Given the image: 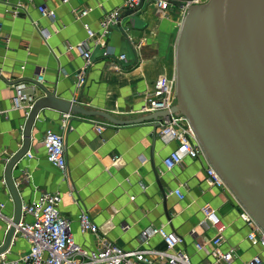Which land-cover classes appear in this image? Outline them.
<instances>
[{
    "label": "crops",
    "instance_id": "0c3cea01",
    "mask_svg": "<svg viewBox=\"0 0 264 264\" xmlns=\"http://www.w3.org/2000/svg\"><path fill=\"white\" fill-rule=\"evenodd\" d=\"M57 12V19L44 18L39 8ZM123 0H2L0 3V204L8 219L15 203L5 181L8 160L23 146L27 110L13 109L14 84L25 82L38 99L46 91L81 106L107 112L118 119H139L155 83L176 74V45L186 16L170 6L160 10L145 0L138 13L121 19L122 30L112 27L102 35L108 14L123 10ZM86 12V15L83 13ZM88 29L95 33L90 38ZM48 32L46 38L43 32ZM125 31L126 34L123 32ZM86 43L92 64L75 49ZM126 55L127 60L119 57ZM86 82L78 87L77 74ZM43 81L38 80V75ZM104 127L103 130H99ZM48 130L64 136L67 171L47 159L44 138ZM165 142L154 121L126 126L105 119L67 116L53 109L42 110L32 130L28 154L14 167L13 178L23 206L44 193L62 196L60 211L71 222L77 243L99 249L104 239L133 250L147 247L141 233L148 227L177 232L194 264L213 261L217 230L205 223L204 208L210 206L225 226L220 248L232 252L231 264H246L256 255L264 258L260 244L247 239L249 229L241 218L242 208L229 189L211 184L205 158H185L173 170L164 159L178 148ZM158 176V179H157ZM185 194L180 199L175 193ZM88 211L99 226L98 234L83 233L79 216ZM31 221L32 217L25 216ZM10 222L0 218V247ZM204 245V250L196 244ZM149 247L165 249L159 236ZM30 242L17 234L5 260H21Z\"/></svg>",
    "mask_w": 264,
    "mask_h": 264
},
{
    "label": "water",
    "instance_id": "95a60500",
    "mask_svg": "<svg viewBox=\"0 0 264 264\" xmlns=\"http://www.w3.org/2000/svg\"><path fill=\"white\" fill-rule=\"evenodd\" d=\"M171 3L187 8L176 45L177 105L172 112L189 120L209 163L264 230V0ZM141 5L121 19L138 13ZM118 27L122 30L121 22ZM44 109L99 117L117 126L157 121L170 114L161 111L139 119H118L46 91L28 114L22 148L6 166L5 181L15 215L0 257L10 249L22 219L23 202L13 170L28 154L33 127ZM154 123L158 128V122Z\"/></svg>",
    "mask_w": 264,
    "mask_h": 264
},
{
    "label": "built area",
    "instance_id": "2783aa9c",
    "mask_svg": "<svg viewBox=\"0 0 264 264\" xmlns=\"http://www.w3.org/2000/svg\"><path fill=\"white\" fill-rule=\"evenodd\" d=\"M68 3L71 0H62ZM145 0H123V10L138 8ZM158 9L166 11L172 6L171 0H153ZM2 0H0V3ZM189 5H193L188 1ZM187 14V8L183 9ZM41 15L50 20L57 19V12L46 6L39 8ZM87 13L84 12L83 15ZM121 10H115L108 14L102 22V35L106 36L112 27L118 26L121 22ZM1 27V24H0ZM47 38L49 33L43 32ZM90 38L95 33L88 29ZM75 49L86 60V66L92 64V52L86 43H81ZM127 60L126 55L119 57ZM38 80L43 81V76L38 75ZM78 87L85 84V74H77ZM15 97L13 109L27 110L28 114L38 100L31 88L23 81L14 84ZM177 105V77L164 78L155 83L151 93L147 96L144 106L138 111L145 115H151L161 111H169L166 117H159L157 121L160 128L161 138L169 143L177 141L178 148L171 152L165 159L164 165L168 170H173L180 165L185 158H205L208 162L207 176L212 185L229 189L221 175L209 163L205 152L198 140V137L189 122L181 113H173L172 109ZM70 116V115H67ZM101 127L99 130H103ZM44 146L48 161L62 172L67 171V156L64 136L56 131L48 130L44 138ZM175 193L180 199L185 194L180 189ZM62 196L57 193H44L42 196L27 205L23 206L22 219L17 225V234H21L30 242V250L21 260L0 259V264H194L191 255L180 248L183 238L175 231L167 230L164 227H148L141 233V247L133 250L123 249L109 240L104 239L99 249L90 250L76 242L71 233V222L64 218L60 211ZM241 205V204H240ZM4 204H0V218L8 220L2 214ZM241 218L247 225L249 232L247 239L260 244L264 251V230L252 217V215L241 205ZM205 223L217 230V236L213 243L216 246L212 252L213 261L206 264H231L233 261L232 252L223 251L220 246L223 241L225 226L216 210L210 206L204 208ZM25 216L32 217L31 221L24 220ZM80 229L83 233L98 234L99 226L94 222L88 211L81 212L79 216ZM10 227V225H9ZM159 236L165 243V249L149 247L152 238ZM198 250H204V245L197 243ZM246 264H264V258L256 255Z\"/></svg>",
    "mask_w": 264,
    "mask_h": 264
},
{
    "label": "rangeland",
    "instance_id": "374dc122",
    "mask_svg": "<svg viewBox=\"0 0 264 264\" xmlns=\"http://www.w3.org/2000/svg\"><path fill=\"white\" fill-rule=\"evenodd\" d=\"M190 2H192V4H202L207 2L208 0H189Z\"/></svg>",
    "mask_w": 264,
    "mask_h": 264
},
{
    "label": "trees",
    "instance_id": "16d2710c",
    "mask_svg": "<svg viewBox=\"0 0 264 264\" xmlns=\"http://www.w3.org/2000/svg\"><path fill=\"white\" fill-rule=\"evenodd\" d=\"M177 1H186V2H188L189 0H177Z\"/></svg>",
    "mask_w": 264,
    "mask_h": 264
}]
</instances>
